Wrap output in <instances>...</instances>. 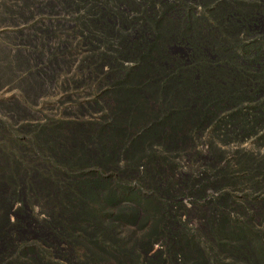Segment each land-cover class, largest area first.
Instances as JSON below:
<instances>
[{"label":"trees","instance_id":"1","mask_svg":"<svg viewBox=\"0 0 264 264\" xmlns=\"http://www.w3.org/2000/svg\"><path fill=\"white\" fill-rule=\"evenodd\" d=\"M57 6L84 11L77 34L89 54L81 77L107 84L93 105L103 113L93 121L26 124L23 136L0 132V264H97L94 247L112 253L111 264H255L233 205L219 200L211 213L180 218L182 197H202L207 184L226 185L225 165L215 164L204 184L180 180L176 168L198 156V140L210 127L230 139L261 121L258 109L247 119L238 110L264 92V0H61ZM180 49L185 55L175 53ZM31 57L32 66L40 64L37 52ZM28 66L23 58L15 69ZM27 91L38 94L39 87ZM16 201L22 219L10 223ZM32 205L45 218L29 230ZM126 226L142 236L115 254L107 251L124 244L116 232ZM154 244L162 251L146 257Z\"/></svg>","mask_w":264,"mask_h":264},{"label":"rangeland","instance_id":"2","mask_svg":"<svg viewBox=\"0 0 264 264\" xmlns=\"http://www.w3.org/2000/svg\"><path fill=\"white\" fill-rule=\"evenodd\" d=\"M25 1L27 7L19 14L24 0H0V132L11 131L13 135L23 136L29 133L22 129L26 124L38 127L47 122L99 120L103 112L93 105L102 101L107 84L98 87L96 80L87 81L81 77L80 68L89 54L87 46H79L77 34L84 11L69 13L59 6L53 7L61 0ZM193 10L202 12V6L195 5ZM32 51L41 56L40 64L35 66L31 65ZM175 53L185 55L181 49ZM23 58L28 59L30 67L25 71L15 69ZM123 66L131 69L134 63L125 61ZM35 67L41 70L38 75H34ZM108 67L104 66L103 71ZM32 85L39 87L38 94L31 95L27 91ZM256 109L262 118L249 134L225 139L220 130L210 127L198 140L195 149L198 156L191 157L192 161L179 160L176 171L180 180L189 178L204 184L201 178L208 176L215 164L218 168L225 165L226 185L207 184L202 197H182L180 218L194 219L211 213V207L219 200L225 205H233L239 211V231L253 247L254 263L264 264V92L255 101L240 104L239 117L250 118ZM21 204L14 202L8 215L10 223L22 219L18 214ZM31 208L33 222H29L35 226L45 216L38 213L37 205ZM132 229L131 226L118 229L116 236L124 244L119 241L107 251L115 254L120 247L131 246L134 238L142 236V232L133 233ZM59 248L64 249L66 245L60 244ZM160 251L161 246L154 244L146 257ZM92 252L97 256V264L112 263V253L100 252L96 247ZM77 253L80 258L79 251ZM99 254L104 257L99 259ZM141 260L137 264H141Z\"/></svg>","mask_w":264,"mask_h":264},{"label":"bare ground","instance_id":"3","mask_svg":"<svg viewBox=\"0 0 264 264\" xmlns=\"http://www.w3.org/2000/svg\"><path fill=\"white\" fill-rule=\"evenodd\" d=\"M26 225L28 226L29 230H32V228L34 227L29 221H26ZM0 250H2V243L1 242H0Z\"/></svg>","mask_w":264,"mask_h":264}]
</instances>
